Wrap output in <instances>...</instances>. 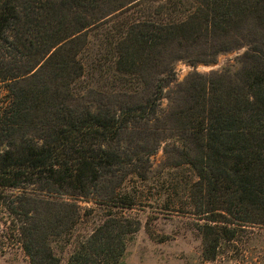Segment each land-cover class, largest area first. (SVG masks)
<instances>
[{"label":"trees","instance_id":"1","mask_svg":"<svg viewBox=\"0 0 264 264\" xmlns=\"http://www.w3.org/2000/svg\"><path fill=\"white\" fill-rule=\"evenodd\" d=\"M158 1L0 0V204H18L7 207L22 217L27 264L117 263L138 228L123 210L157 182L160 147L165 170L190 176L206 260L264 228V0H194L167 21L164 4L155 18L143 8ZM239 49L219 72L192 73L163 112L176 62L210 66ZM87 200L122 210L75 237Z\"/></svg>","mask_w":264,"mask_h":264},{"label":"rangeland","instance_id":"2","mask_svg":"<svg viewBox=\"0 0 264 264\" xmlns=\"http://www.w3.org/2000/svg\"><path fill=\"white\" fill-rule=\"evenodd\" d=\"M238 1L249 8L255 7L259 0ZM158 3L165 5L159 16L163 20H176L181 13L185 15L195 6L194 0L146 2L143 8L148 16L157 17L154 9ZM256 26L254 20H248L242 34L247 36L249 30H254ZM239 33L236 35L241 37ZM243 51L239 49L219 55L216 63L210 66H189L176 62V81L164 92L165 98L161 101L163 112L171 105V98L176 97L178 86L192 73L219 72ZM3 97L4 90L0 86V102ZM150 162L155 170L153 176L156 178L153 181L157 179V182L143 189L141 202H137L131 210H123L125 215L137 220L138 228L128 236L123 254L114 264H264V228L261 227H245L232 241H220L215 258L206 260L204 239L199 227L204 221L190 214L193 210L186 198V183L190 176L181 168H163L165 156L162 147L150 157ZM2 202L6 204H0V264H27L13 227L17 223L16 217L20 216L10 215L7 207H18V204L12 198ZM78 205L82 214L86 215L82 224L76 226L75 237L88 236L93 229L108 220V215L122 210L118 205H99L93 200L81 201ZM22 212V209L18 210L19 215ZM52 245L57 249L56 244Z\"/></svg>","mask_w":264,"mask_h":264}]
</instances>
